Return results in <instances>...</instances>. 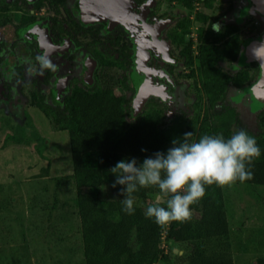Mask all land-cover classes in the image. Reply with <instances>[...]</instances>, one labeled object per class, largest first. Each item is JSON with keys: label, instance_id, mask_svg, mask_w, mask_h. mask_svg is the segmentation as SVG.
Here are the masks:
<instances>
[{"label": "flooded vegetation", "instance_id": "obj_1", "mask_svg": "<svg viewBox=\"0 0 264 264\" xmlns=\"http://www.w3.org/2000/svg\"><path fill=\"white\" fill-rule=\"evenodd\" d=\"M104 2L0 0L4 99L21 98L20 88L30 83L40 109H62L73 94L107 88L130 115L156 110L165 116L174 106L175 118L206 98L202 58L220 52L212 74L219 70L228 79L211 107L232 89L243 106L264 107V0H130L121 19L104 14L115 9ZM143 82L149 93L139 103Z\"/></svg>", "mask_w": 264, "mask_h": 264}, {"label": "trees", "instance_id": "obj_2", "mask_svg": "<svg viewBox=\"0 0 264 264\" xmlns=\"http://www.w3.org/2000/svg\"><path fill=\"white\" fill-rule=\"evenodd\" d=\"M220 54L209 52L201 62L209 107L224 94L228 79L219 70L212 74L213 64L222 58ZM125 105L123 99L102 88L73 94L62 109H43L61 129L68 130L72 178L79 187L74 204L80 219L84 264H154L161 252L162 235L185 246L181 254H173L182 264H232L227 253L229 223L221 187L205 186L204 198L192 206L191 220L161 226L145 215L146 208L155 203L158 189L141 188L134 193L135 201L143 203H135L134 214H126L121 204L125 197L120 194L124 186L112 187L116 176L110 169L121 160L135 158L139 166L158 151L166 154L173 139L182 140L187 132L193 133L192 140L203 135L228 139L234 112L227 110L217 124L209 121L215 114L205 113L199 120V115L183 112L163 128L160 112L150 110L138 120H128L131 109ZM259 119L261 133L255 139L261 156L250 166L253 178L243 183L264 185V112ZM102 186L119 197H101ZM160 206L166 207V203L161 201ZM263 262L258 258L257 264Z\"/></svg>", "mask_w": 264, "mask_h": 264}, {"label": "rangeland", "instance_id": "obj_3", "mask_svg": "<svg viewBox=\"0 0 264 264\" xmlns=\"http://www.w3.org/2000/svg\"><path fill=\"white\" fill-rule=\"evenodd\" d=\"M219 68L229 71L223 62ZM4 93L0 85V264H84L74 204L79 187L72 178L68 130L39 108L30 83H23L17 100L4 99ZM242 100L240 92L232 89L214 108L207 107L202 96L198 109L188 106L186 113L199 115V120L205 113L215 114L209 121L217 124L228 113L226 106L234 107L230 136L243 129L256 138L264 107L256 101L243 106ZM177 111L174 106L164 109L163 128L171 125ZM145 112L129 115L128 120H138ZM222 189L231 262L257 264L258 258L264 259V185L236 182ZM100 196L119 197L108 186H102ZM159 248L154 264H182L173 254H181L184 245L162 235Z\"/></svg>", "mask_w": 264, "mask_h": 264}, {"label": "clouds", "instance_id": "obj_4", "mask_svg": "<svg viewBox=\"0 0 264 264\" xmlns=\"http://www.w3.org/2000/svg\"><path fill=\"white\" fill-rule=\"evenodd\" d=\"M218 30V29H217ZM45 66H50L43 61ZM264 77V63L259 66ZM187 132L173 139L167 153L156 152L138 166L135 158L121 160L110 172L116 176L112 187L124 186L120 194L122 210L134 214V193L141 188L155 187L159 191L154 204L146 208L145 215L161 226L172 222H186L192 218V206L204 198L206 187H231L253 178L250 166L261 156L254 136L241 129L230 138L222 135H203L192 140ZM146 151V150H145ZM161 201L166 207L160 206Z\"/></svg>", "mask_w": 264, "mask_h": 264}, {"label": "water", "instance_id": "obj_5", "mask_svg": "<svg viewBox=\"0 0 264 264\" xmlns=\"http://www.w3.org/2000/svg\"><path fill=\"white\" fill-rule=\"evenodd\" d=\"M130 5V0H105L104 6L106 7H115L113 9V12H104V14H110L111 16H114V19H121L126 15V9ZM116 19V20H117ZM145 83L143 82L139 88V91L137 93V100L139 103H142L146 100V96L148 95V90L146 89Z\"/></svg>", "mask_w": 264, "mask_h": 264}]
</instances>
